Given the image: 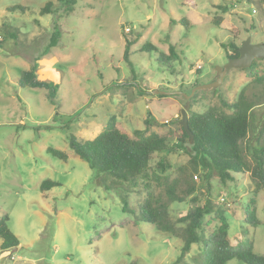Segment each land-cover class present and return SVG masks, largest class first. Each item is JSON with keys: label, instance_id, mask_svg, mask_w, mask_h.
Returning <instances> with one entry per match:
<instances>
[{"label": "rangeland", "instance_id": "374dc122", "mask_svg": "<svg viewBox=\"0 0 264 264\" xmlns=\"http://www.w3.org/2000/svg\"><path fill=\"white\" fill-rule=\"evenodd\" d=\"M48 1L54 2L51 12L41 14ZM57 33L59 42L50 48ZM124 34L136 40L130 61L123 57ZM247 37L264 42L260 0H77L71 12L58 0H0V217L8 214L7 224L20 241L17 248L0 247V264H198L201 244L177 262L183 241L138 219L137 211L147 189L168 201L166 177L173 180L178 166L188 163L189 148L166 154L171 167L161 178L153 173L160 158L155 154L147 177L107 189L70 148L68 135L92 139L112 117L133 135L151 112L150 131L167 132L169 143L176 144L186 101L176 91L189 94L213 82L217 67L229 60L223 44L241 46ZM147 41L156 52L142 51ZM170 44L179 57L161 61ZM256 62L253 70L230 68L217 87L196 90L188 116L222 99L236 101L246 87L260 104L252 112L256 127H262L264 84L251 80L264 73V58ZM33 66L39 79L57 87L54 101L45 87L19 85L22 71ZM48 147L65 151L68 159L53 156ZM200 170L194 176L197 191L169 201L172 219L197 198L212 210L204 218L207 233L222 213L232 242L252 240L264 255V191L256 190L248 173H233L234 179L223 183L214 170ZM46 179L59 185L42 191ZM121 193L129 211H123ZM253 207L256 226L245 214Z\"/></svg>", "mask_w": 264, "mask_h": 264}, {"label": "trees", "instance_id": "16d2710c", "mask_svg": "<svg viewBox=\"0 0 264 264\" xmlns=\"http://www.w3.org/2000/svg\"><path fill=\"white\" fill-rule=\"evenodd\" d=\"M58 1L64 5L67 12L73 11L77 3V0ZM241 1L248 4L256 2V0ZM260 1L264 3V0ZM53 4V1H48L41 9V14L50 13ZM171 22L176 23L173 20ZM181 23L187 26L186 20H181ZM59 35V33L53 35L50 48L58 44ZM123 36L125 39L123 57L126 61H130L131 47L136 40L130 39L126 34ZM223 46L229 58L239 56L240 45L234 41ZM142 48V51H157L156 46L149 41L145 42ZM175 49L176 45L170 44L169 53H161L160 60L168 62L176 60L179 55ZM229 49H232L231 52ZM256 60L247 69L253 70ZM251 82L264 84V73L253 76ZM18 83L21 87H45L48 89V98L53 101L55 99L57 87L52 82L39 79L35 66L23 70ZM259 105L258 102L250 99L244 87L236 101L229 102L222 99L220 105L211 106L203 112H191L188 116L189 128L194 134V143L191 145L187 144L189 135L183 126L176 144L169 143L171 137L167 132L150 131L151 122L154 121L151 112H148V117L145 119V127L135 129L133 135L124 132L119 124L117 125L116 117H112L92 139L84 140L69 134V145L79 157L88 162L107 189H119L123 187L124 182L136 184L140 177H147L155 154L160 155V158L157 162L158 172L153 173L156 178H161L162 172L171 167L166 154L175 149L189 148L188 163L178 166L177 175L173 180L169 181L170 178L166 177L168 201H164L147 189L149 192L146 198L137 206L138 219L155 225L159 232L183 241L177 262H181L184 256L190 253L192 245L197 243L201 244L198 264H226L231 259H238L245 264H264V255L255 251L252 240L239 239L237 243L232 242L229 222L222 213H218V218H215L218 220V225L207 233L204 218L212 210L208 205L199 204L197 198H192L190 210L176 220L172 219L169 211V201H183L197 191L198 186L194 176L200 173L201 168L214 170L223 183L234 179L233 173H248L256 190L264 191V124L260 128L257 124L256 127L252 112ZM47 151L60 159H68L65 151L54 147H48ZM107 177L111 179L108 181ZM56 185L59 183L46 179L41 183V190L46 191ZM180 187H182L181 194L178 193ZM121 198L124 203L123 211H129L127 196L121 193ZM245 214L248 223L254 226L260 224L255 207L251 210L247 209ZM8 219V214L0 217L2 240L0 247L3 250L17 248L20 245L18 236L7 224Z\"/></svg>", "mask_w": 264, "mask_h": 264}, {"label": "water", "instance_id": "95a60500", "mask_svg": "<svg viewBox=\"0 0 264 264\" xmlns=\"http://www.w3.org/2000/svg\"><path fill=\"white\" fill-rule=\"evenodd\" d=\"M239 52H240L239 56L235 58H229L228 62L224 66L217 67L218 77L213 82L205 84V85L196 86L193 89V91L189 94L183 93L181 91H176V93L184 94V98L186 100L184 107L182 108L181 124L185 128L186 132L188 133L189 141L191 143H194V134L190 130L189 124H188V109L190 108V105H191V98L195 94L196 90L203 88V87L204 88L217 87L222 83L225 74L230 68H248L252 65L255 59L264 58V42L254 43L252 42L251 37H247L242 42V45L239 47ZM171 93H175V92H171Z\"/></svg>", "mask_w": 264, "mask_h": 264}, {"label": "built area", "instance_id": "2783aa9c", "mask_svg": "<svg viewBox=\"0 0 264 264\" xmlns=\"http://www.w3.org/2000/svg\"><path fill=\"white\" fill-rule=\"evenodd\" d=\"M127 31H130V28H126Z\"/></svg>", "mask_w": 264, "mask_h": 264}]
</instances>
